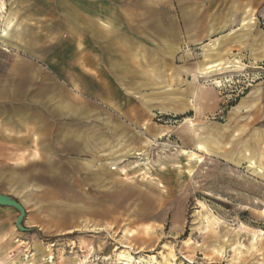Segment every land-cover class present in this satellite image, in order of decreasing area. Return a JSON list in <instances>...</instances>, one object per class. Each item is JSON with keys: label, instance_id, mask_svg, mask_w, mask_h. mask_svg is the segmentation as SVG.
I'll list each match as a JSON object with an SVG mask.
<instances>
[{"label": "rangeland", "instance_id": "374dc122", "mask_svg": "<svg viewBox=\"0 0 264 264\" xmlns=\"http://www.w3.org/2000/svg\"><path fill=\"white\" fill-rule=\"evenodd\" d=\"M4 1L0 106L76 109L0 118V264H264V0Z\"/></svg>", "mask_w": 264, "mask_h": 264}, {"label": "crops", "instance_id": "0c3cea01", "mask_svg": "<svg viewBox=\"0 0 264 264\" xmlns=\"http://www.w3.org/2000/svg\"><path fill=\"white\" fill-rule=\"evenodd\" d=\"M162 1V0H160ZM162 7V5H161ZM91 8V4L87 3L86 7H85V12L87 14H89ZM89 10V11H88ZM244 18L242 19V23L250 20V19H254L255 20V25H256V17H254V8L251 6L250 2L246 3L244 5ZM77 17V21L78 23L83 24L86 27H91L92 26V20L85 16L82 13H78L76 15ZM103 23L106 24V21H102ZM240 24V25H241ZM254 25V26H255ZM92 28V27H91ZM44 79L47 80V77H45ZM51 80V81H50ZM48 81V83L46 82V86L43 89H40L38 91V93H36V98L34 100L39 101L40 103L42 102V100L44 99V95L48 96V100L51 103H54V105H49V107H44L43 103L41 104H37V106H32L33 111H30L29 109H27L26 107H13L11 110H8L3 108H0V118L6 117L8 119H10L11 117H17L18 120L27 123H34L35 124V129L33 132V135L38 139L40 136L43 135L42 131L45 130V125L50 124V122H53L56 118H59L60 116H66L67 117V113L65 111L66 110H74L75 105L74 103L71 101H67L66 98V93L65 90L63 91V85L55 78H52ZM43 90H47L46 93L42 92ZM41 95V96H40ZM37 96H40L41 98H37ZM197 96L199 97V94H197ZM71 103V104H70ZM200 103V102H198ZM65 108V109H64ZM202 105H200V107L198 108L199 113H202L203 109H202ZM75 113H71L70 116L74 115ZM76 115V114H75ZM44 132V131H43ZM2 145V144H1ZM1 148L2 146H0V152H1ZM0 155H2L0 153ZM4 164H10L12 163V161L10 160H3ZM17 237H15L16 239Z\"/></svg>", "mask_w": 264, "mask_h": 264}, {"label": "bare ground", "instance_id": "6f19581e", "mask_svg": "<svg viewBox=\"0 0 264 264\" xmlns=\"http://www.w3.org/2000/svg\"><path fill=\"white\" fill-rule=\"evenodd\" d=\"M5 5V1L4 0H2V7L0 8V9H2L3 10V7H5L4 6ZM251 20H253V19H250V20H248V21H246V22H244V23H242L241 24V27L242 28H252V26H253V24H252V22H251ZM255 22V21H254ZM246 30V29H245ZM4 32H5V30H1L0 29V35H2V34H4ZM242 34H239V39H241V36ZM205 56V59H208L209 57H210V55L208 54H205L204 55ZM206 66H212L211 64H209L208 63V65H206ZM205 68V67H204ZM216 83H218V82H216ZM198 144V145H197ZM196 145L197 146H199L200 148H208V145L207 144H203V143H201L200 141H198L197 143H196ZM251 164H253V163H255V161L253 160V159H251V162H250ZM263 211H264V209H263ZM212 215H205L204 216V218L206 219L205 221H207V222H212V219L214 220L215 218H212L211 217ZM216 220V219H215ZM208 228V227H207ZM263 233V232H262ZM264 234V233H263ZM255 236H256V234H255ZM257 237V236H256ZM244 247L246 248V252L245 253H248L250 250H252V249H254L255 248V245H254V240L252 241V242H250V245L248 246V247H246L245 245H244ZM256 247H258V246H256ZM48 252H49V250H48ZM238 253H243V251H241V250H239V252ZM118 254V259L119 260H126V259H128L129 257H130V255L127 253V252H125V251H121V252H119V253H117ZM48 259H53V256H52V254L50 253V254H48ZM47 259V260H48ZM45 260V259H44ZM166 264V263H165Z\"/></svg>", "mask_w": 264, "mask_h": 264}, {"label": "water", "instance_id": "95a60500", "mask_svg": "<svg viewBox=\"0 0 264 264\" xmlns=\"http://www.w3.org/2000/svg\"><path fill=\"white\" fill-rule=\"evenodd\" d=\"M0 206L12 207L18 211V216L15 220L16 227L23 231H29V228L24 225L26 209L22 202L15 196L0 192Z\"/></svg>", "mask_w": 264, "mask_h": 264}]
</instances>
